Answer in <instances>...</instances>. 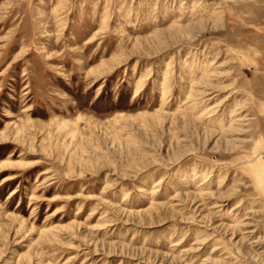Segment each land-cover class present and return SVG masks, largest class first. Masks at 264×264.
<instances>
[{
  "label": "rangeland",
  "instance_id": "obj_1",
  "mask_svg": "<svg viewBox=\"0 0 264 264\" xmlns=\"http://www.w3.org/2000/svg\"><path fill=\"white\" fill-rule=\"evenodd\" d=\"M0 264H264V0H0Z\"/></svg>",
  "mask_w": 264,
  "mask_h": 264
}]
</instances>
